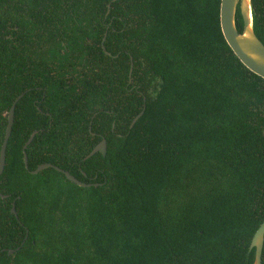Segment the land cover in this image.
<instances>
[{
	"label": "trees",
	"instance_id": "obj_1",
	"mask_svg": "<svg viewBox=\"0 0 264 264\" xmlns=\"http://www.w3.org/2000/svg\"><path fill=\"white\" fill-rule=\"evenodd\" d=\"M220 4L0 0V150L24 94L0 175V264H253L264 79L226 42ZM252 6L264 44V0ZM102 139L106 156L84 159ZM43 163L98 185L30 172Z\"/></svg>",
	"mask_w": 264,
	"mask_h": 264
},
{
	"label": "water",
	"instance_id": "obj_2",
	"mask_svg": "<svg viewBox=\"0 0 264 264\" xmlns=\"http://www.w3.org/2000/svg\"><path fill=\"white\" fill-rule=\"evenodd\" d=\"M116 1V0H113ZM237 11L240 12L243 21V30L239 32L237 28ZM220 24L223 36L233 50L238 59L243 63V65L248 68L251 72L257 74L264 79V44L258 38L254 31L253 24V6L252 0H221L220 4ZM105 39V38H104ZM105 50V49H104ZM106 52V50H105ZM108 53V52H106ZM132 71V68H131ZM23 94H20L16 100L13 102L9 112H8V123L5 130L4 140L0 150V175L3 173L5 162H6V149L11 137L14 118H15V106L16 103L21 99ZM144 110H142L131 122L129 128L132 129L136 124L138 119L143 115ZM37 131H33L30 135L28 141L23 146L24 154V164L28 168V155L27 148L32 143ZM100 152L103 156H106L107 144L106 140L102 139L95 148L84 158L88 159ZM54 167L56 170L62 172L66 178L76 183L82 187H90L92 185L97 186L98 183L91 184L80 181L74 175L70 174L68 171L61 169L58 166H54L51 163H43L37 166L36 169L30 171L32 174H37L45 169ZM1 198H7V195L0 193ZM11 212L17 217V212L15 208V203H13ZM264 245V220L259 225L255 231L253 238L251 240L249 251L254 249V261L253 264L262 263V251ZM18 249V248H17ZM17 249L10 250L9 255L13 254Z\"/></svg>",
	"mask_w": 264,
	"mask_h": 264
},
{
	"label": "flooded vegetation",
	"instance_id": "obj_3",
	"mask_svg": "<svg viewBox=\"0 0 264 264\" xmlns=\"http://www.w3.org/2000/svg\"><path fill=\"white\" fill-rule=\"evenodd\" d=\"M131 68H132V65H131ZM131 72H132V71H131V69H130V74H131ZM22 94H23V93H22ZM23 95H24V94H23ZM92 134L94 135V133H92ZM98 143H99V142H98ZM98 143H97V144H98ZM97 144H96V145H97ZM96 145H95V146H96ZM95 146L92 148V150L95 148ZM92 150H91V151H92ZM91 151H90V152H91ZM90 152H89V153H90ZM89 153H88V154H89ZM88 154H87V155H88ZM87 155H86V156H87ZM86 156H85V157H86ZM93 156H94V155H93ZM85 157H84V158H85ZM10 250H15V249H10ZM10 250H9V251H10ZM9 251H8V252H9ZM14 253H15V252H14ZM14 253H13V254H14ZM8 255H9V253H8ZM11 255H12V254H11Z\"/></svg>",
	"mask_w": 264,
	"mask_h": 264
}]
</instances>
